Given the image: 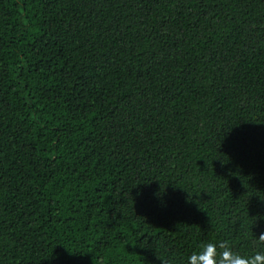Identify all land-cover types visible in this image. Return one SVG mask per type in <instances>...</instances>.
I'll use <instances>...</instances> for the list:
<instances>
[{
    "label": "trees",
    "instance_id": "1",
    "mask_svg": "<svg viewBox=\"0 0 264 264\" xmlns=\"http://www.w3.org/2000/svg\"><path fill=\"white\" fill-rule=\"evenodd\" d=\"M260 233L264 0H0V264Z\"/></svg>",
    "mask_w": 264,
    "mask_h": 264
},
{
    "label": "clouds",
    "instance_id": "2",
    "mask_svg": "<svg viewBox=\"0 0 264 264\" xmlns=\"http://www.w3.org/2000/svg\"><path fill=\"white\" fill-rule=\"evenodd\" d=\"M255 246L264 249V233L256 235ZM161 261L162 264H167L166 261ZM94 264L103 262L94 258ZM186 264H264V250L245 255L234 251L228 241L219 243L210 241L202 244L199 251L193 252L187 258Z\"/></svg>",
    "mask_w": 264,
    "mask_h": 264
}]
</instances>
